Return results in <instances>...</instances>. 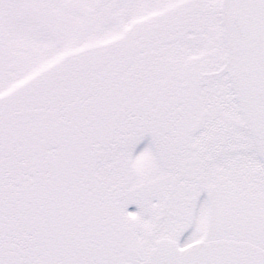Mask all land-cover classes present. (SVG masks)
Instances as JSON below:
<instances>
[{
    "label": "snow or ice",
    "instance_id": "snow-or-ice-1",
    "mask_svg": "<svg viewBox=\"0 0 264 264\" xmlns=\"http://www.w3.org/2000/svg\"><path fill=\"white\" fill-rule=\"evenodd\" d=\"M0 264H264V0H0Z\"/></svg>",
    "mask_w": 264,
    "mask_h": 264
}]
</instances>
